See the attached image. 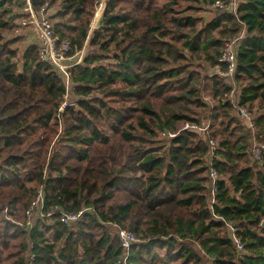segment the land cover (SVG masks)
<instances>
[{"label": "trees", "instance_id": "obj_1", "mask_svg": "<svg viewBox=\"0 0 264 264\" xmlns=\"http://www.w3.org/2000/svg\"><path fill=\"white\" fill-rule=\"evenodd\" d=\"M101 1L0 0V264H264V0H104L91 30ZM28 8L66 57L86 50L68 92L37 45L18 57ZM242 30L231 86L217 72ZM119 230L137 240L125 262Z\"/></svg>", "mask_w": 264, "mask_h": 264}, {"label": "built area", "instance_id": "obj_2", "mask_svg": "<svg viewBox=\"0 0 264 264\" xmlns=\"http://www.w3.org/2000/svg\"><path fill=\"white\" fill-rule=\"evenodd\" d=\"M215 7L217 8H223V5L219 2L215 4ZM29 14L32 16L34 20V14L33 12L29 9ZM42 14V13H41ZM36 26L38 27L40 38H41V48L39 50V55H40V60L42 62H48L49 64L53 65L58 69V71L61 73L63 77V81L66 87L67 92L70 90L71 84H70V70L79 65L83 57L85 55L86 50H82L81 52L75 54V57L73 58H66L65 53L68 51L69 47L67 43H63L60 48L57 47V38L53 35L52 31V23L49 21L48 18L43 19L40 23H35ZM245 35V30L241 31L239 36L237 38H234L231 42L227 43L220 61L224 62L227 64V71L226 72H220L218 71L217 73L221 76L224 77L227 81V84L233 86L234 85V80L233 76L235 74V49L237 44L244 38ZM65 99H68V96L65 97ZM68 106L67 102H64L60 110H63ZM247 113L250 117H247V128L253 129V120L255 117H252L250 112L245 109V108H237V114H243ZM189 128L188 125L184 128L187 129ZM192 129L199 130L202 132H205L206 127L204 129H197L196 127L192 126ZM210 145V156H212L214 153V150L216 149L215 144L213 142L209 143ZM264 150V145H261L258 143L255 139H253V144L251 147V156L253 160H259L261 152ZM209 165L211 166V162H209ZM210 177H211V186H212V194L215 192V183L217 180V175L215 171L211 170L210 172ZM43 204H44V196L43 192L40 189L37 193L36 198L34 201L31 203L29 209L25 213V231L30 232L35 224L46 218V215L43 212ZM86 212V210H82L78 212L77 214H64L61 211H59L60 215V222L64 225L70 224L73 225L77 223L83 214ZM228 227L231 229V232L234 231L232 226L228 225ZM118 237L120 241V246L124 251L125 257L123 261L125 262L126 257L128 256L129 250L131 246L135 243H137V240L135 239L134 235L131 234L128 231L124 230H119L118 232ZM235 239V243L237 245V249L239 251H242L243 246L239 242L238 239ZM29 256V262L27 264H31L33 260V256L30 254H27ZM120 264V263H119Z\"/></svg>", "mask_w": 264, "mask_h": 264}, {"label": "rangeland", "instance_id": "obj_3", "mask_svg": "<svg viewBox=\"0 0 264 264\" xmlns=\"http://www.w3.org/2000/svg\"><path fill=\"white\" fill-rule=\"evenodd\" d=\"M239 0H233L232 5H230L229 7L231 8H235L236 4L238 3ZM104 0L101 1V4L99 5V7L96 9V14L95 17L93 19L92 25H91V30L96 29L99 27L100 21H101V16H102V12L104 9ZM229 7H227L226 9H228ZM101 10V12H100ZM29 12V8L24 10V14H27ZM52 14L54 12H51ZM34 14V13H33ZM196 17H201L203 18L204 21H209L212 18V15L210 13H205V12H201V13H196L195 14ZM48 18L45 14H34V20L32 18V16L30 15L29 17H25L22 19L17 20L19 27V30L17 32H15V34L13 36H10V38L12 39L14 36L20 35V36H24L25 40L19 44L16 45V47L18 48V54H19V58H21L23 51L31 46L29 45L30 42H32L31 39H28V37H31L32 35V39L33 42H36L37 46L39 47V50L41 48V38H40V34H39V30L38 27L36 26L35 23H40L43 19ZM49 19V18H48ZM50 21V20H49ZM51 22V21H50ZM243 31V30H242ZM30 41H28V40ZM87 51H91V49H88ZM68 58V57H66ZM203 96L205 98L208 97V95L206 93H203ZM238 96V91H235L232 93L230 99L232 101L236 100V97ZM69 99H71V96L69 95ZM69 99H65V102L70 103ZM248 110V109H247ZM249 111V110H248ZM236 114V117L238 119V122L241 123L242 125H244L245 127H247V122H245L247 120V117H250L247 113H243V114ZM252 117H256L255 113H251L250 114ZM202 132V131H201ZM254 133V131H253ZM252 144H253V139H252ZM215 151V150H214ZM251 152V150H250ZM251 154V153H250ZM251 159L253 160L252 156L250 155ZM26 221V220H25ZM229 228V227H228ZM228 231L231 232V229H227ZM126 231V230H124Z\"/></svg>", "mask_w": 264, "mask_h": 264}, {"label": "crops", "instance_id": "obj_4", "mask_svg": "<svg viewBox=\"0 0 264 264\" xmlns=\"http://www.w3.org/2000/svg\"><path fill=\"white\" fill-rule=\"evenodd\" d=\"M31 37H32V35H31ZM31 37H28V39H31L32 42H30V41L27 39V40L30 42L29 45H37L36 42H33V39H32L33 37H32V38H31Z\"/></svg>", "mask_w": 264, "mask_h": 264}, {"label": "water", "instance_id": "obj_5", "mask_svg": "<svg viewBox=\"0 0 264 264\" xmlns=\"http://www.w3.org/2000/svg\"><path fill=\"white\" fill-rule=\"evenodd\" d=\"M105 4V3H104ZM264 224V223H263Z\"/></svg>", "mask_w": 264, "mask_h": 264}]
</instances>
